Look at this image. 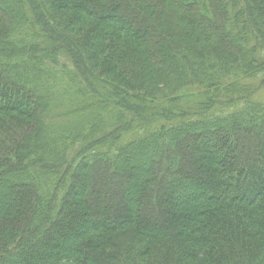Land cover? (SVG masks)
Wrapping results in <instances>:
<instances>
[{
    "label": "trees",
    "instance_id": "1",
    "mask_svg": "<svg viewBox=\"0 0 264 264\" xmlns=\"http://www.w3.org/2000/svg\"><path fill=\"white\" fill-rule=\"evenodd\" d=\"M264 0H0V264H264Z\"/></svg>",
    "mask_w": 264,
    "mask_h": 264
},
{
    "label": "rangeland",
    "instance_id": "2",
    "mask_svg": "<svg viewBox=\"0 0 264 264\" xmlns=\"http://www.w3.org/2000/svg\"><path fill=\"white\" fill-rule=\"evenodd\" d=\"M261 96H263V97H264V91L261 93Z\"/></svg>",
    "mask_w": 264,
    "mask_h": 264
}]
</instances>
